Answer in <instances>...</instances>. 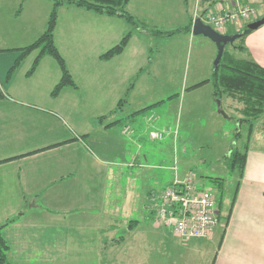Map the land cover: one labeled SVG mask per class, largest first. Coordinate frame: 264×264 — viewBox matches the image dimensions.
I'll return each mask as SVG.
<instances>
[{
  "label": "crops",
  "instance_id": "obj_1",
  "mask_svg": "<svg viewBox=\"0 0 264 264\" xmlns=\"http://www.w3.org/2000/svg\"><path fill=\"white\" fill-rule=\"evenodd\" d=\"M238 5L256 9L257 16L229 24L226 34L240 32L246 24L264 17V0H217L210 10H229ZM68 6L80 9L73 4ZM61 8L62 5L55 28L59 49L58 36L64 34L59 22ZM127 9L142 27L133 31L121 53L108 59L101 54L117 44L131 25L121 16L87 9L80 12L82 18L73 24L72 52L62 54L77 86H66L58 95L51 94L61 78L58 68L46 83L49 86H34L32 80L45 79L43 65L48 63L47 57L41 58L30 74L29 68L38 54L33 51L10 72L20 55L19 48L25 45L0 47V225L13 219L2 233L10 245L8 258L16 264L56 260L57 252L70 250L76 240L95 238L103 246L123 240L144 215L153 216L148 206L153 192L149 185L160 181L166 186L172 181L171 158L177 159L179 175L187 172L183 169L188 167L179 162L182 154H178L176 146L177 124L166 126L171 131L163 140L150 139L148 131L153 127L141 129L142 120L136 115L132 117L137 127H133L130 136L123 133V126L129 123V114L154 104L146 101L132 111L126 108L129 103L133 105L137 81L143 72L144 57L138 54L149 51L151 37L172 40L194 34L166 32L185 26L190 16L197 18L200 1L130 0ZM154 30L165 33L154 34ZM242 43V57H252L264 66V23L249 32ZM70 57L77 61L76 65L69 63ZM22 65L25 68L16 72ZM4 66L9 67L8 75ZM132 81L128 102L120 111H113ZM209 93L213 95V89ZM163 107L165 122H171V102ZM256 122L257 119L252 132L256 138H250L248 145L245 177L226 222L221 243L226 242L224 254L236 233L241 238L226 264H264V179L250 178L253 162L264 160V124L257 126ZM260 147L262 150L256 149ZM155 170L159 171L156 175ZM134 188L139 189L135 197L138 206L128 203L134 196L129 197V193H136ZM122 205L130 208V213L122 215ZM145 231L149 236L160 234L157 228ZM105 235L117 237L101 238Z\"/></svg>",
  "mask_w": 264,
  "mask_h": 264
},
{
  "label": "rangeland",
  "instance_id": "obj_2",
  "mask_svg": "<svg viewBox=\"0 0 264 264\" xmlns=\"http://www.w3.org/2000/svg\"><path fill=\"white\" fill-rule=\"evenodd\" d=\"M54 2L55 0H0V47L28 45L37 39L46 29ZM61 5L63 11L59 22L64 34L62 37L58 36L61 46L59 51L67 55L68 50L72 52L73 24L79 23L83 16L80 12H85L86 9L71 8L66 3ZM149 40V51L144 55L138 54L144 57V62L143 72L137 81L133 95L134 107L129 103L126 108L132 111L146 101L155 103L164 99L163 104L158 103L135 115L142 120L141 129L149 126L162 128L178 125L179 140L176 146L178 154H182L179 158L180 165L188 167L183 170L192 171L198 183L210 186L218 201L221 200L217 225L209 237L183 240L174 235L168 227L156 221L153 216L144 215L139 221L140 224L119 242L112 243L111 241L103 246V243L101 242L102 245H100L95 238L90 241L82 239V242L76 240L77 244H70V250L57 252L56 260L45 259L39 264H226L231 253L236 250L234 245L241 238L237 233L235 240L228 242L226 254H224L226 242L221 243L227 229V214L231 206L233 208L246 170L242 175L238 171L231 172L227 167V162L230 151L236 147L242 148L246 143L250 132L249 123L240 121L242 116L237 111L236 101L230 98L220 100L209 93L213 89L211 82L202 85L207 87L190 89V86L197 81L212 77L218 52L217 45L203 34H192L190 37L181 35L172 40L151 37ZM229 48L237 57L244 55L239 49H234L230 45ZM37 51L38 49L34 50V52ZM45 57L48 58L45 61L48 63L43 65L45 79L37 80L35 79L37 77H33L34 86H49L46 83L53 77L55 70L58 68L61 71L55 58L51 55ZM69 59L71 65H76L77 61L75 62L72 57ZM24 68L22 65L16 69V72ZM8 71L9 67L4 66L5 75H8ZM63 96L66 98V95ZM170 102L171 122H165L162 109ZM151 115L156 116L154 121H148ZM128 121L130 126L137 127L132 114H129ZM256 124L257 126L264 124V115L261 119H257ZM252 130L254 131L255 128L253 127ZM252 135L253 133L250 138L253 137L252 140H254L256 135ZM259 138L261 139L262 136ZM256 149L262 150L261 147ZM171 163H173L172 166L176 165L177 159L172 160L171 158ZM253 163L250 168V178L262 177L264 179V160L258 158V161ZM158 172L155 170L153 174L156 175ZM187 172L180 175L184 176ZM210 176L221 178L223 188L220 189L218 183L213 182ZM149 186L153 192H158L165 185L159 181ZM144 189L146 193V185ZM134 191L135 194L129 193V197L134 196L128 203L132 202L138 206L139 202L135 197L139 189L134 188ZM120 209L122 215H127L131 211L130 208L125 209L123 205ZM136 215H140L138 211ZM151 228L160 230L158 237L157 235H153L154 237L146 235L148 233L145 230ZM103 237L112 239L117 236H101ZM77 247L78 249H74ZM29 264L37 263L33 261Z\"/></svg>",
  "mask_w": 264,
  "mask_h": 264
},
{
  "label": "trees",
  "instance_id": "obj_3",
  "mask_svg": "<svg viewBox=\"0 0 264 264\" xmlns=\"http://www.w3.org/2000/svg\"><path fill=\"white\" fill-rule=\"evenodd\" d=\"M199 1L201 13L198 17L203 20V17L209 11H211L210 5H212L217 0ZM129 2L130 0H55L47 20L46 29L32 43L19 48L20 55L15 59L14 64L10 68V72H12L27 55H29L32 51L38 49V54L35 57V60L28 73L31 74L32 72H34L41 58L46 55H51L57 60L61 69V78L54 86L52 95H58L66 86H77L74 77L67 65V62L63 55L60 53L55 40V28L59 16V5L64 3L73 4L79 7H83L87 10L101 12L112 16H121L131 25L132 29H130L125 35H123V37L117 44L101 54L100 57L108 59L121 53L129 43L133 31L139 27H142L141 22L127 9V5ZM202 7L204 8L202 9ZM194 20L195 19H193V16H190L189 22L185 26L173 29L170 32L166 33L172 35L178 31L190 32L192 31ZM252 30L253 29L248 28L246 24L240 31L241 35L237 37L233 43L227 44L225 46L218 66L213 69L212 77L190 86L191 89L211 82L213 85V95L215 96V98H219L220 100L224 98H230L240 105V107L237 108L242 116L240 118V121H247L249 123L250 132L248 134L247 141L242 148L236 147V149L230 151L227 167L231 172L238 171L241 175L242 173H244L247 163L248 145L250 136L253 132V123L264 113V66L255 61L252 57H237L229 48V45L234 49L243 48L245 45L242 42L244 41L245 36ZM164 33L165 32L162 30H154V34ZM133 86L134 82L132 81L127 88L125 96H123L118 101L113 111L118 112L124 107V105L128 102V93ZM163 101L164 100H161L147 107L136 110L131 114L135 115L136 113L144 111L153 105L162 103ZM127 125H129V123L124 124L123 129ZM132 129L134 132L133 127ZM238 134L240 135L241 133ZM212 179L214 180V182L218 183V187L220 189L223 188V182L221 178L212 177ZM218 204V208L220 210L221 200L218 201ZM231 209L232 206L227 214V221L230 218ZM219 210L218 216L220 215ZM11 221H13V219H9L5 223L0 225V264H16L8 258L10 245L2 233L3 227Z\"/></svg>",
  "mask_w": 264,
  "mask_h": 264
},
{
  "label": "built area",
  "instance_id": "obj_4",
  "mask_svg": "<svg viewBox=\"0 0 264 264\" xmlns=\"http://www.w3.org/2000/svg\"><path fill=\"white\" fill-rule=\"evenodd\" d=\"M256 16V9L238 5L229 10H211L203 17V21L224 33L229 24L247 22ZM155 119L153 115L148 117V121ZM170 131L171 127H153L149 129L148 136L152 140H163ZM123 133L130 136L132 127L125 126ZM172 168V181L149 196L148 206L154 219L183 240L209 237L219 220L217 196L210 186L200 185L192 171L181 177L177 163Z\"/></svg>",
  "mask_w": 264,
  "mask_h": 264
},
{
  "label": "water",
  "instance_id": "obj_5",
  "mask_svg": "<svg viewBox=\"0 0 264 264\" xmlns=\"http://www.w3.org/2000/svg\"><path fill=\"white\" fill-rule=\"evenodd\" d=\"M264 23V17L259 18L253 22H250L247 27L251 29H256ZM192 32L194 34H203L211 38L217 45L218 52L215 60V67L218 66V63L223 55L225 46L227 44L233 43L237 37L241 35V32L226 34L217 31L210 24L205 23L200 17H197L193 22Z\"/></svg>",
  "mask_w": 264,
  "mask_h": 264
},
{
  "label": "flooded vegetation",
  "instance_id": "obj_6",
  "mask_svg": "<svg viewBox=\"0 0 264 264\" xmlns=\"http://www.w3.org/2000/svg\"><path fill=\"white\" fill-rule=\"evenodd\" d=\"M219 205V204H218ZM218 210H219V208H218ZM170 229V228H169ZM171 230V229H170ZM173 233V232H172Z\"/></svg>",
  "mask_w": 264,
  "mask_h": 264
}]
</instances>
